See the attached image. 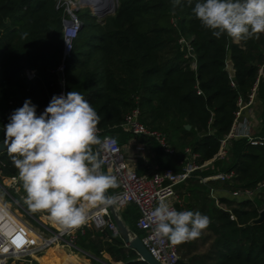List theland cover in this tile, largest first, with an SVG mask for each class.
<instances>
[{
	"label": "trees",
	"instance_id": "16d2710c",
	"mask_svg": "<svg viewBox=\"0 0 264 264\" xmlns=\"http://www.w3.org/2000/svg\"><path fill=\"white\" fill-rule=\"evenodd\" d=\"M61 1L0 0V125L3 120L8 124L26 100L40 115L53 96L75 90L96 110L98 129L120 143L129 136L122 129L126 116L139 108L141 121L166 133L176 152L190 148L200 155L201 164L212 160L233 126L239 99L247 98L260 70L264 72V35L239 43L226 34L217 38L193 14L199 0L191 4L188 0H118L116 14L103 23L90 13L78 12L83 25L72 53L64 59L66 11ZM181 39L190 41L196 69L193 59L185 58ZM229 57L234 78L227 71ZM62 64L61 77L57 68ZM28 70L36 71L34 80L27 79ZM258 94L257 102L263 104L260 136L264 137V76ZM186 125L191 129L186 130ZM3 139L5 127L0 129ZM152 141L160 155H168ZM231 171L237 177L222 184L227 191L253 189L263 182L264 144L234 140L228 160L213 161L194 179ZM0 172L3 177L19 175L9 151L0 154ZM18 187L26 197L22 180ZM202 200L213 242L206 253L178 264H264V222L251 223L260 211L254 201L221 197L236 218L232 220L212 199L204 195ZM257 201L264 206V200ZM122 217L142 237L136 226L138 208L127 206ZM76 246L92 255L91 264H112L104 253L115 263L147 264L108 229L85 228L78 233Z\"/></svg>",
	"mask_w": 264,
	"mask_h": 264
},
{
	"label": "clouds",
	"instance_id": "9594fccd",
	"mask_svg": "<svg viewBox=\"0 0 264 264\" xmlns=\"http://www.w3.org/2000/svg\"><path fill=\"white\" fill-rule=\"evenodd\" d=\"M192 11L217 38L226 34L239 43L264 35V0H199ZM99 123L96 110L73 90L53 96L40 115L26 100L5 126L26 202L33 211L47 212L69 229L86 223L90 208L111 203L108 193L118 186L114 175L101 171L93 150L94 146L114 150V140L101 141ZM149 219L155 236L173 244L198 237L210 223L198 211H177L163 197Z\"/></svg>",
	"mask_w": 264,
	"mask_h": 264
},
{
	"label": "built area",
	"instance_id": "2783aa9c",
	"mask_svg": "<svg viewBox=\"0 0 264 264\" xmlns=\"http://www.w3.org/2000/svg\"><path fill=\"white\" fill-rule=\"evenodd\" d=\"M74 4L76 7H74ZM77 4L72 0L62 3V6L65 7L66 15L68 14V18L64 20L63 26L64 59L72 53L74 42L83 25L78 16ZM180 44L186 48L185 58L193 59L191 65L193 69H196V61L194 60L196 57L190 41L181 39ZM64 68V64L59 66L57 73L59 75L63 73ZM261 76H264L263 69L260 70V76L253 85L247 98L239 99L233 126L230 132L220 140V147L217 154L205 164L200 165L197 163L199 155L194 153L190 148H186V156L181 161L182 167L179 170L168 167L156 170L150 174L139 173L130 168V162L140 157L142 150L131 144L124 147L115 137L105 135L99 129L98 134L101 141L105 138L115 141L113 151H104L102 146H100L103 172L114 175L117 179L118 186L112 189V194H110L112 201L120 211L129 205H135L138 208L139 218L136 226L143 233L141 239L150 254L161 264H178L181 259L179 256V244H173L167 238H159L154 234V225L151 223L149 216L151 211L158 205L159 199L163 197L168 201H173L171 202L172 206L179 211L177 207L179 203L176 192L177 186L188 183L196 172L208 166L213 161L228 160L231 143L234 140L246 138L251 145L258 146L264 144V137L253 134L254 126L252 118L254 116L249 118L245 116L247 112L252 113L256 107ZM26 77L30 81L34 80L37 77L36 71H26ZM197 93L198 95L202 94L200 90ZM61 95L65 94L62 93ZM2 122L4 125H0V129H3L7 124L6 120ZM211 122L212 120H210ZM122 129L130 136L146 137L154 140L165 154H176V149L170 144L166 133L150 129L141 121L139 108H135L126 116L122 124ZM236 177L237 174L235 171H231L215 172L211 175L200 176L198 178L203 184H209L210 182H232ZM9 181L14 184L16 183L15 179H9ZM209 196L215 202L216 206L228 211L231 219L236 220L231 210L220 202V198L213 188L209 189ZM231 197L236 201L264 200V181L253 189L233 190L231 191ZM20 207L22 208L21 205ZM262 209H264V206ZM88 213L90 214V218L87 219L86 223L72 229L66 228L53 219V222L59 227V233L52 232L53 236L47 238L42 231L33 228L25 222L18 211L13 210L0 196V264H36L38 262L36 257L40 253L56 245L77 250L78 233H84L85 228H94L96 230L108 229L115 235H119L118 228L108 209V205L98 206L96 211H88ZM41 225L47 229L45 225Z\"/></svg>",
	"mask_w": 264,
	"mask_h": 264
},
{
	"label": "crops",
	"instance_id": "0c3cea01",
	"mask_svg": "<svg viewBox=\"0 0 264 264\" xmlns=\"http://www.w3.org/2000/svg\"><path fill=\"white\" fill-rule=\"evenodd\" d=\"M262 113H263V104H261L260 102H257L256 107L253 110V112L252 113L247 112L245 114V116L247 118L254 116V118H252L253 119V126H254V129H253L254 135H260L261 134ZM152 142L153 141L151 139L146 138V137H135V136L129 135L127 137V139L121 143L124 147H127L128 145L131 144V145H134V147H139L142 150L141 156L138 157L137 159H135L134 161L130 162V168L132 170H136L139 173L150 174L156 170L163 169V167H165V166H167L169 168L176 169V170H179L182 167L181 161L186 156L185 150H184V152H180L179 150H177L175 155H160L159 152L157 151L156 147H154ZM199 159H200V155H199V158L197 160V163H199L201 165V163L199 162ZM206 162H208V161H206ZM206 162H204L202 164H205ZM211 165H212V163L209 164L208 166L203 167L198 172L204 173L206 170L211 168ZM198 177H200V175L197 176L196 179H194V177L191 178V180L186 184H181V185L177 186L176 192H177L178 201H179L177 207L179 208V211H193V212L198 211L202 215H204V213L202 212L203 207H204V202L202 200V196L206 195L207 197L210 198L209 189H211V188H213L216 191V194L219 198L226 197L230 200H233L231 197V192L227 191L221 187L223 183H221V182H210L209 184H203ZM196 180H198V181H196ZM215 184H218V186H216ZM195 191L198 192L199 194L196 193ZM257 200H254V203L256 204L257 207L262 209L263 205L261 204V202H259ZM259 200H262V199H259ZM171 202H173V201H170V203ZM224 205H226V204H224ZM126 208H123L121 210V214ZM97 209H98V207H94V208H90L88 211L93 212V211H96ZM91 229H94V228H91ZM212 242H213L212 233L210 232V230L207 227L206 229L202 230L201 234L198 237L179 244V247H181V245H183L182 246L183 247L182 248V254L184 256L183 259L187 262L193 256L202 255V254L206 253ZM60 247L62 248L63 252L66 255L74 256L72 258V262L69 264H88L87 259H84V261H83L84 263H80V261L82 262V260H78L77 259L78 257H75L78 255L73 253L70 248L62 247V246H60ZM180 250H181V248H180ZM80 251L84 255L92 257L91 255H89V253L84 252L82 250H80ZM63 252H62V254L58 253L57 256L63 255ZM46 254H44V255H46ZM109 257L111 258V256H109ZM62 261L63 260H61L59 258H55V257L50 256V258L46 259V260L44 258L40 259L38 262H36V264H43V263H46V264H62ZM109 262L112 264H121V263L113 262L112 258ZM66 264H68V263H66Z\"/></svg>",
	"mask_w": 264,
	"mask_h": 264
},
{
	"label": "rangeland",
	"instance_id": "374dc122",
	"mask_svg": "<svg viewBox=\"0 0 264 264\" xmlns=\"http://www.w3.org/2000/svg\"><path fill=\"white\" fill-rule=\"evenodd\" d=\"M65 1L66 0H62L59 3L60 6H62V3L65 2ZM69 1L70 0H68V2ZM72 1L74 3H78L77 4V7H78V11L77 12L90 13L92 16H95L94 15V11L96 10V5L94 3L91 2V3L87 4V3H83L82 0H72ZM75 7H76V5H75ZM114 15H109V16H114ZM109 16H107V17H109ZM67 18H68V14L66 15L65 19H67ZM96 18H97V21L100 22V23H103L104 20L106 19V18L100 19L98 17H96ZM9 179H11V180L15 179L16 183L15 184L13 182L11 183L9 181ZM20 180L21 179H20L19 175L17 177H3V174L0 172V196L12 207L13 210L18 211V213L23 217L25 222H27L33 228L39 229L40 231H42L43 234L47 238H51L53 236L52 232L59 233V229H58L59 227L53 222V219L51 218V216L47 212H44V211H33L31 208H29V204L26 202V197L24 195H21L19 193V191H17V190H19L18 186H19ZM15 187L17 188V190H16ZM22 196H24V198H22ZM20 205L22 206V208L20 207ZM41 224L45 225L47 227V229L42 227ZM182 246L183 245H181V247H179L180 259L184 258L183 254H182V248H183ZM180 248H181V250H180ZM61 251L63 252L62 248L59 245H56V246L51 247V249L48 250L47 254L43 255L40 258L41 259L44 258L46 260V259H49L50 256H52V257L59 258V259L63 260L62 264L71 263L72 262V258L74 256L66 255L64 252H63V255H58L57 256V254L60 253ZM71 251L73 253H75L76 255H78V256H75V257H78L77 258L78 260H82V262L80 261V263H84L83 262L84 259H87L88 260L87 263L91 264L92 257L84 255L80 251L79 248L77 250L71 249ZM62 252L60 254H62ZM89 255H91V254H89ZM108 255L109 254L104 253V258L106 259V261L109 262L111 260V258L109 257L110 255L109 256ZM43 264H46V263H43Z\"/></svg>",
	"mask_w": 264,
	"mask_h": 264
},
{
	"label": "water",
	"instance_id": "95a60500",
	"mask_svg": "<svg viewBox=\"0 0 264 264\" xmlns=\"http://www.w3.org/2000/svg\"><path fill=\"white\" fill-rule=\"evenodd\" d=\"M87 3H94L96 5V10L94 11V15L100 19H104L109 15H114L117 11V8L119 6L118 0H85ZM227 71L230 74L231 78L235 77V69L234 65L232 63L231 58L229 57L227 60ZM60 76H63V73L60 74ZM45 110V109H44ZM186 130H190L191 126L186 125ZM8 151V142L6 139H3L0 141V154ZM94 152L97 155L98 162L101 165V171H103V166L101 162V149L100 146H94ZM108 196L112 200V197L110 193H108ZM108 205V209L113 217L114 222L116 223V226L118 228L119 236L124 241L125 245L135 251L137 255L140 257L141 261L146 262L147 264H161L159 261H157L148 251V249L145 247L141 237L134 232L129 225L126 223V221L123 219L120 209L113 203V201ZM226 214H230L226 210H222ZM264 222V209H262L259 212V217L257 219H254L251 223L252 224H261Z\"/></svg>",
	"mask_w": 264,
	"mask_h": 264
},
{
	"label": "bare ground",
	"instance_id": "6f19581e",
	"mask_svg": "<svg viewBox=\"0 0 264 264\" xmlns=\"http://www.w3.org/2000/svg\"><path fill=\"white\" fill-rule=\"evenodd\" d=\"M82 2L83 3H87V2H85V0H82ZM90 3V2H89ZM88 4V3H87ZM74 7H75V4H74ZM74 7H72L73 9H74ZM88 218H90V215H89V213H88ZM49 249H47V250H45V251H43L42 253H40L36 258L38 259V261L41 259L40 257L42 256V255H44V254H46L47 253V251H48Z\"/></svg>",
	"mask_w": 264,
	"mask_h": 264
}]
</instances>
